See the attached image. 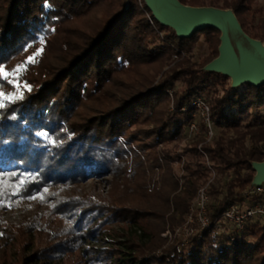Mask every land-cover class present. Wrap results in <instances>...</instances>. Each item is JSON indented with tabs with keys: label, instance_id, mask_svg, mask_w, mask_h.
I'll list each match as a JSON object with an SVG mask.
<instances>
[{
	"label": "trees",
	"instance_id": "obj_1",
	"mask_svg": "<svg viewBox=\"0 0 264 264\" xmlns=\"http://www.w3.org/2000/svg\"><path fill=\"white\" fill-rule=\"evenodd\" d=\"M178 1L230 9L264 41L259 0ZM219 37L204 28L180 39L143 0H0V213L32 210L19 223L0 214L1 264L8 253L13 264L72 255L77 264H264V220L239 229L224 217L233 205L264 208V188H250V162L264 161V85L233 89L203 71ZM197 99L209 107V140ZM192 124L199 133L181 146ZM212 171L209 226L164 247L160 234L186 221ZM107 176L110 200L80 194ZM132 177L119 191L117 180ZM119 223L138 235L121 248L80 249Z\"/></svg>",
	"mask_w": 264,
	"mask_h": 264
},
{
	"label": "water",
	"instance_id": "obj_2",
	"mask_svg": "<svg viewBox=\"0 0 264 264\" xmlns=\"http://www.w3.org/2000/svg\"><path fill=\"white\" fill-rule=\"evenodd\" d=\"M155 21L180 39L212 28L220 33L218 56L203 71L227 77L231 88L264 85V41L250 38L230 9L191 7L178 0H143ZM254 171L250 188H264V161L250 162Z\"/></svg>",
	"mask_w": 264,
	"mask_h": 264
},
{
	"label": "rangeland",
	"instance_id": "obj_3",
	"mask_svg": "<svg viewBox=\"0 0 264 264\" xmlns=\"http://www.w3.org/2000/svg\"><path fill=\"white\" fill-rule=\"evenodd\" d=\"M259 2L264 6V0H259ZM196 52L198 55L202 56L204 54V49L202 46V42H198L196 46ZM200 100V99H197ZM198 111V110H197ZM264 112V110L262 111ZM200 115V114H199ZM201 117V115H200ZM202 118V117H201ZM203 120V118H202ZM199 133V127L196 125ZM194 131L189 130V137L181 143V146L187 145L189 140L198 135ZM209 140V139H208ZM174 170V176L177 177L179 181V185L181 186L183 179L181 178L182 176L186 175V173L183 171L181 165H179L177 162L174 163L172 166ZM160 175L161 173L157 170H155V173L153 175L154 182H156L157 187L160 185ZM215 177V173L212 171L211 172V178L210 180L202 185L201 187H205L206 191L208 189L209 182ZM138 179V177H136ZM136 178H131L127 182L123 178H120L117 180V185H119V191H121L124 187V185H130L131 183H137ZM200 187V188H201ZM112 180L111 177H102L98 179H89L86 180L81 186H80V194H85L87 196H90L91 198L95 200H110L112 195H117V193L113 194L112 189ZM196 199L197 195L194 200V205L191 208L190 213L188 214L186 221L180 225L175 227L173 230L172 229H167L163 233L160 234V237L163 239L164 243L163 246H169L173 244L174 242H183V245L187 243L188 237L191 235V233L194 230V227L197 226L196 220H195V212H196ZM210 201V199H209ZM32 210L30 209H25L23 211L19 210H14L11 212H3L0 213L5 220H7L10 223H19L22 221L25 217L30 216ZM136 230L135 229H129L126 225L124 224H113L110 226L109 231L107 233L100 234L97 237V241L94 243L86 242L81 246V250H86L89 247H94L95 249H115V248H121L119 243L123 242L127 239L131 238V235H138L137 233L135 234ZM139 233V232H138ZM7 262L6 264H13L15 261V258L13 259L12 256L9 257V253L7 256ZM77 256L72 255L68 259H65V262L68 264H77L76 263ZM2 262H0L1 264Z\"/></svg>",
	"mask_w": 264,
	"mask_h": 264
},
{
	"label": "built area",
	"instance_id": "obj_4",
	"mask_svg": "<svg viewBox=\"0 0 264 264\" xmlns=\"http://www.w3.org/2000/svg\"><path fill=\"white\" fill-rule=\"evenodd\" d=\"M194 107L198 110L199 114L203 118V122L207 126L206 137L207 139H210L213 135V131L209 118V107L202 100H196L194 102ZM189 130L194 131L196 134L198 133V129L195 124H192ZM262 191L263 188L255 189V193L257 194L261 193ZM208 202L209 197L207 195L206 188H200L197 192L195 220L197 226L201 229L207 228L210 224V220L207 216ZM224 217L227 222L236 225L240 229L250 218L256 217L264 220V208L255 206L250 209L242 210L237 205H233L225 211Z\"/></svg>",
	"mask_w": 264,
	"mask_h": 264
}]
</instances>
